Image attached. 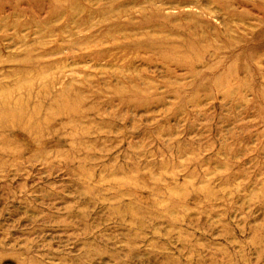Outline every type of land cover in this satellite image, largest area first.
<instances>
[{"label": "rangeland", "instance_id": "rangeland-1", "mask_svg": "<svg viewBox=\"0 0 264 264\" xmlns=\"http://www.w3.org/2000/svg\"><path fill=\"white\" fill-rule=\"evenodd\" d=\"M0 264H264V0H0Z\"/></svg>", "mask_w": 264, "mask_h": 264}]
</instances>
